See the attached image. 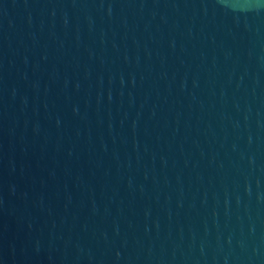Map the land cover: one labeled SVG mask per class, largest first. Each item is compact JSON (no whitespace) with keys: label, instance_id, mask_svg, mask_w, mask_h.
Masks as SVG:
<instances>
[{"label":"water","instance_id":"95a60500","mask_svg":"<svg viewBox=\"0 0 264 264\" xmlns=\"http://www.w3.org/2000/svg\"><path fill=\"white\" fill-rule=\"evenodd\" d=\"M0 264H264V0H0Z\"/></svg>","mask_w":264,"mask_h":264}]
</instances>
